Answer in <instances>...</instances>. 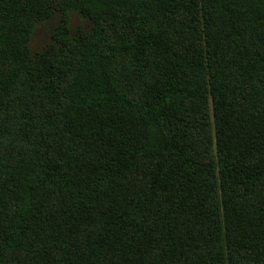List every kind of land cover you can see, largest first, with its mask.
Instances as JSON below:
<instances>
[{"label":"trees","instance_id":"1","mask_svg":"<svg viewBox=\"0 0 264 264\" xmlns=\"http://www.w3.org/2000/svg\"><path fill=\"white\" fill-rule=\"evenodd\" d=\"M5 118L0 264H264V0H0Z\"/></svg>","mask_w":264,"mask_h":264},{"label":"rangeland","instance_id":"2","mask_svg":"<svg viewBox=\"0 0 264 264\" xmlns=\"http://www.w3.org/2000/svg\"><path fill=\"white\" fill-rule=\"evenodd\" d=\"M69 32L71 39H75L78 35L86 34V32H91L92 30V21L85 19L75 10L69 12ZM60 23V14L58 11L53 13L51 16L38 19L35 22L33 27L31 37L28 42V54L29 56H34L32 58L39 57L41 52H48V57L46 61L50 60L49 53H53L54 49H58L62 34L60 31H57V26L59 27ZM7 118L0 120V132L2 133L7 130Z\"/></svg>","mask_w":264,"mask_h":264}]
</instances>
